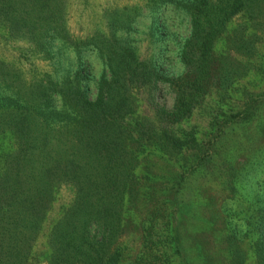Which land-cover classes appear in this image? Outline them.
Here are the masks:
<instances>
[{
  "label": "trees",
  "instance_id": "16d2710c",
  "mask_svg": "<svg viewBox=\"0 0 264 264\" xmlns=\"http://www.w3.org/2000/svg\"><path fill=\"white\" fill-rule=\"evenodd\" d=\"M72 2L0 0V264L39 259L40 233L47 264H173L179 243L159 205L166 199L145 185L142 160L192 150L205 162L225 122L214 119L209 138L177 126L207 98L220 108L241 91L236 120L264 96V0H136L103 6L81 33L70 28ZM61 188L70 196L56 209ZM140 202L135 235L127 222ZM242 220L225 225L228 264L246 261ZM249 228L254 264H264V206Z\"/></svg>",
  "mask_w": 264,
  "mask_h": 264
},
{
  "label": "rangeland",
  "instance_id": "374dc122",
  "mask_svg": "<svg viewBox=\"0 0 264 264\" xmlns=\"http://www.w3.org/2000/svg\"><path fill=\"white\" fill-rule=\"evenodd\" d=\"M135 1L73 0L69 12L71 31L81 33L82 27H91L92 16L103 6ZM144 32H140L137 39L140 53L146 57L151 48L147 45ZM5 52L9 54L12 50L8 48ZM171 65L173 63L167 57L163 69L169 70ZM90 69L91 74L97 77L100 66L96 59L91 61ZM147 92L149 90L145 89L142 96L145 97ZM257 93L260 92L256 91L254 95ZM261 93L264 94V87ZM258 96L253 101L249 100V112L240 113L236 120L231 118V113L242 111L241 105L247 99L241 91L226 99L221 97L220 108H216L213 98H207L190 119L177 126L182 131L193 129L207 138L215 131L214 119L225 122L223 137L214 147L217 151L205 162L197 163L192 150L176 155L152 154L143 158L140 168L150 176L145 185L158 196H165L166 202L159 205L170 220L173 235L179 243L177 253L174 251L173 264H228L219 248L227 231L225 225L229 222V228L237 226L236 223L245 222L242 220L245 217L249 219L248 228L240 226L238 239L247 255L243 264H254L251 242L255 236L249 226L257 221L259 207L264 206V96ZM212 97L217 98L215 94ZM158 98L170 106L172 94L163 90ZM144 108L147 112L142 108L143 112L148 114L146 104ZM224 109L226 111H222ZM139 173L145 176L141 170ZM227 173L233 175L232 187L224 183ZM69 196V191L61 188L54 208L57 209ZM146 206L141 202L140 206L134 205L131 220L127 222L135 235L139 234L141 210ZM45 240L46 237L40 233L33 247V253L39 255V259L33 258L30 264H47Z\"/></svg>",
  "mask_w": 264,
  "mask_h": 264
}]
</instances>
